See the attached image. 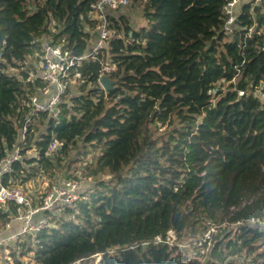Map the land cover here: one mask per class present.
Returning a JSON list of instances; mask_svg holds the SVG:
<instances>
[{"label": "trees", "instance_id": "16d2710c", "mask_svg": "<svg viewBox=\"0 0 264 264\" xmlns=\"http://www.w3.org/2000/svg\"><path fill=\"white\" fill-rule=\"evenodd\" d=\"M95 1L0 0V158L14 150L18 110L39 85L20 68L42 35L87 53L99 35ZM225 1L129 0L110 11L114 34L98 59L82 63L59 117L40 115L20 145L38 157L22 154L1 180L26 186L88 155L91 193L51 213L3 263L264 264V229L249 221L264 220V0L236 9L229 36ZM101 61L117 66L103 106ZM52 137L61 148L45 155ZM245 194L256 197L240 206ZM8 214L0 209V221ZM207 221L216 231L201 246Z\"/></svg>", "mask_w": 264, "mask_h": 264}, {"label": "built area", "instance_id": "2783aa9c", "mask_svg": "<svg viewBox=\"0 0 264 264\" xmlns=\"http://www.w3.org/2000/svg\"><path fill=\"white\" fill-rule=\"evenodd\" d=\"M259 1L262 0L225 1L222 7L224 18L222 31L228 36L232 35L237 28L235 23L236 9L238 10L244 2L257 5ZM127 4H129V0H96L90 5V16L96 22L95 27L99 35L97 42L87 53L81 56L73 54L71 50L64 46L63 41L54 43L52 38H45L43 35L38 39L40 50L36 52V63L37 68H39V74L36 77L39 79V85L34 92L24 99L18 110V112L22 113V120H17L18 135L14 150L0 158V209L7 214L10 212L4 222L0 221V253L8 255L9 252L16 251L19 248V244L27 236L42 231L48 225H51L48 222L51 213L56 210L74 208L76 206L75 203L91 193L90 188H85V179L82 180L81 175L70 177L69 174H65L64 177H59L51 183L50 187L42 193H40L39 183H36L34 187L28 188L21 184L10 182L3 185L1 180L12 171L13 163L19 158L25 155L38 157V152L34 148H25L23 152L24 147H20V145L25 143L29 132L33 129V125L39 121L40 115L45 113L53 119L59 117L61 113L60 105L63 97L67 95L69 86L81 78L80 66L84 61L95 62L101 53L104 41L112 36L113 30L110 27L112 13L110 11ZM251 30L252 28H249L245 34H250ZM54 31L55 29L52 28V32ZM100 65L101 70L97 78L99 86H101L99 80L103 75L117 70L114 62L105 63L101 61ZM29 79L31 78H27V80ZM101 88L104 90L101 105L112 104L107 98L105 88L103 86ZM240 94H242V91L239 92ZM46 147L45 155L52 156L57 154V151L61 148V142L52 137ZM22 154L24 155L22 156ZM249 221L258 224L257 228L259 230L264 229V220L251 217ZM207 222L210 228L196 242L201 246L205 242L209 244L211 233L216 231L212 222ZM239 224L240 222L238 221L234 225L239 226ZM224 227L225 225L223 229ZM170 234H173V232L169 231L168 235ZM168 235L165 237V241H167ZM156 240L160 241L161 238L157 236ZM1 263L5 264L3 261Z\"/></svg>", "mask_w": 264, "mask_h": 264}, {"label": "rangeland", "instance_id": "374dc122", "mask_svg": "<svg viewBox=\"0 0 264 264\" xmlns=\"http://www.w3.org/2000/svg\"><path fill=\"white\" fill-rule=\"evenodd\" d=\"M133 14H134V12H133ZM133 14H132V16H133ZM134 17H135V19L137 21H140V15L139 14L134 15ZM134 22H135V20L134 21L132 20L131 21V24H133L134 26H139V24H135ZM111 25H113V22L112 23L110 22V26ZM113 34H114V32L112 33V35ZM122 34L123 33L121 31L120 32V36ZM36 58H37V53L36 52L33 55H29L27 57V59H26L25 65H23V67L20 68V70H23L24 69L25 71L28 72V74H29V77L28 78L35 79V77L39 74V68H37V63H36V60L37 59ZM33 67L36 68L37 73H34V71H33L34 68ZM14 72H17V70H15V69L10 70V73H14ZM71 154H74V151ZM85 158L86 159H84V161H81V162L76 161L74 165L73 164L71 165L70 170H66L65 171L66 174H69L70 177H77L78 175H81V179L82 180L85 179L84 185H86L87 182L88 183L91 182L86 176L83 175L84 172L82 171V169H84V162L89 159L88 155H86ZM65 172H63V173L60 174V172H58L57 169H56L55 170V173L53 175L54 177L52 176L53 178L52 177H49V174H45L44 177L43 176H39V178H35V180L33 182L28 181L27 184H26V186H24V187H28V188L34 187L36 185V183H39L40 193H42L47 188L50 187L49 185L51 183H53L56 179H58ZM85 188H89V187H86L85 186ZM253 197L255 198L256 195L253 196L251 194H245L243 196L242 200H241L242 202H241L240 206H242L246 202H249ZM74 208L76 209V207H74ZM62 216L67 217L66 215H62ZM200 238L201 237H198L197 239H200ZM173 239H174V235L173 234H170V235H168L167 242L172 243ZM1 258H2V254L0 253V264H2L1 263ZM98 259H99V257H96L95 262H97ZM22 260H23L22 264H32L33 263V261H31V259L29 257L28 258H25V259L22 257ZM236 260L238 262H243V261H245V258H243V256H242V259L240 258V259H236Z\"/></svg>", "mask_w": 264, "mask_h": 264}, {"label": "water", "instance_id": "95a60500", "mask_svg": "<svg viewBox=\"0 0 264 264\" xmlns=\"http://www.w3.org/2000/svg\"><path fill=\"white\" fill-rule=\"evenodd\" d=\"M99 83L105 88L106 91H110L113 88L112 81L107 75H103L102 78H100Z\"/></svg>", "mask_w": 264, "mask_h": 264}, {"label": "crops", "instance_id": "0c3cea01", "mask_svg": "<svg viewBox=\"0 0 264 264\" xmlns=\"http://www.w3.org/2000/svg\"><path fill=\"white\" fill-rule=\"evenodd\" d=\"M38 76V75H37ZM36 78V77H35ZM32 79V78H31Z\"/></svg>", "mask_w": 264, "mask_h": 264}]
</instances>
